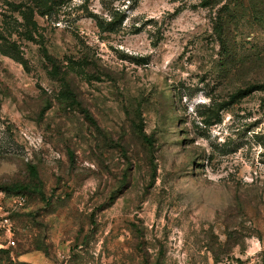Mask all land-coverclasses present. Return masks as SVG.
I'll return each mask as SVG.
<instances>
[{
	"label": "rangeland",
	"instance_id": "rangeland-1",
	"mask_svg": "<svg viewBox=\"0 0 264 264\" xmlns=\"http://www.w3.org/2000/svg\"><path fill=\"white\" fill-rule=\"evenodd\" d=\"M0 264H264V0H0Z\"/></svg>",
	"mask_w": 264,
	"mask_h": 264
},
{
	"label": "trees",
	"instance_id": "trees-1",
	"mask_svg": "<svg viewBox=\"0 0 264 264\" xmlns=\"http://www.w3.org/2000/svg\"><path fill=\"white\" fill-rule=\"evenodd\" d=\"M202 4H207V2L206 1H203ZM215 30H216V33L218 35H221L222 34L223 27H222L221 22H215ZM43 54L46 57V59L54 65V61H53L52 57L49 56L46 51H44ZM145 139H147V138L145 137ZM28 171H29V174L31 176H33V177H36L37 176L36 169H35V167L33 165H28ZM3 189L5 191H8V192H16L19 195L23 194V192H20L21 194L18 193L19 191H22L23 190V186L21 184H18V183H12L10 185H6V186L3 187Z\"/></svg>",
	"mask_w": 264,
	"mask_h": 264
},
{
	"label": "built area",
	"instance_id": "built-area-1",
	"mask_svg": "<svg viewBox=\"0 0 264 264\" xmlns=\"http://www.w3.org/2000/svg\"><path fill=\"white\" fill-rule=\"evenodd\" d=\"M23 201H24L23 197L20 196L17 198V204H21Z\"/></svg>",
	"mask_w": 264,
	"mask_h": 264
}]
</instances>
